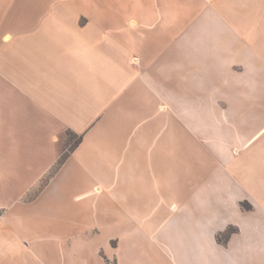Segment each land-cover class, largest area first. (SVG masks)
Listing matches in <instances>:
<instances>
[{
    "label": "crops",
    "instance_id": "obj_1",
    "mask_svg": "<svg viewBox=\"0 0 264 264\" xmlns=\"http://www.w3.org/2000/svg\"><path fill=\"white\" fill-rule=\"evenodd\" d=\"M163 179L186 248L235 225L222 247L264 262V0H0V264H157L119 186ZM210 199L261 213L216 225Z\"/></svg>",
    "mask_w": 264,
    "mask_h": 264
},
{
    "label": "rangeland",
    "instance_id": "obj_2",
    "mask_svg": "<svg viewBox=\"0 0 264 264\" xmlns=\"http://www.w3.org/2000/svg\"><path fill=\"white\" fill-rule=\"evenodd\" d=\"M77 140L78 138L75 135L66 132L62 139L63 149L69 143L75 144ZM158 182L159 184L156 185L152 181L135 185V195L128 192L127 185L121 184L119 186L124 192V197L119 198L120 209H128L131 204H135L139 208L136 211L139 213L135 219V224H132L135 228L132 230L133 236L130 239V243H132L130 249L131 260H156L157 264H166V262L170 264L168 260H194V264H264V262H257L255 258L245 254L242 248L244 235L238 234L233 238L228 248L222 247L226 245L229 237L237 232L238 228L235 225L217 227L214 235L217 244L221 247L214 249V247L204 244L199 249L198 256L197 249L186 248L188 238L192 234V225L196 220L187 216L184 206L179 204L175 197V185H165L164 179ZM209 201L213 216L217 219L216 225L227 222L249 223L256 220V217L261 213L260 207L253 211L245 210L251 206L247 201L239 202L243 210L230 208L231 203H233L230 200L210 199ZM147 212L151 214L149 217H144L141 214ZM177 229L183 231L185 245L183 258L179 251L175 249ZM104 250L107 255L111 256V250L107 248ZM58 251L57 249V255ZM86 257L89 264H97V260H102V257L95 255L88 246L86 247ZM109 259L112 260L111 257Z\"/></svg>",
    "mask_w": 264,
    "mask_h": 264
},
{
    "label": "trees",
    "instance_id": "obj_3",
    "mask_svg": "<svg viewBox=\"0 0 264 264\" xmlns=\"http://www.w3.org/2000/svg\"><path fill=\"white\" fill-rule=\"evenodd\" d=\"M69 133L72 134L71 132H69ZM78 141H79V138H78L77 142H78ZM77 142H76V143H77ZM76 143H75V144H76Z\"/></svg>",
    "mask_w": 264,
    "mask_h": 264
}]
</instances>
